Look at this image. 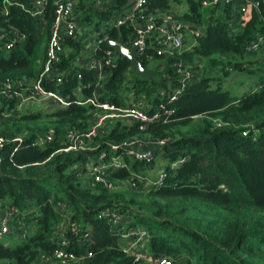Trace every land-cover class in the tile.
<instances>
[{"label":"trees","instance_id":"16d2710c","mask_svg":"<svg viewBox=\"0 0 264 264\" xmlns=\"http://www.w3.org/2000/svg\"><path fill=\"white\" fill-rule=\"evenodd\" d=\"M33 1L0 0V35L18 41L11 51L0 47V85L6 80L34 83L43 69L55 7L53 0H46L44 15L34 17ZM201 1L148 0L149 12L161 10L191 30V41L176 58L159 57L152 50L148 55L153 61L147 54L139 58L152 79L141 78L128 60L114 54V66L106 67L107 80L97 90L95 75L82 65V41L65 38L55 66L59 74L44 86L69 100V108L19 114L13 111L15 103L0 98V137H23L0 149V222L7 214L15 224L31 229L22 242L6 245L4 239H14L11 232L2 239L0 264H50L46 258L59 250L73 256L65 264H140L125 252L113 224L99 219L106 209L122 216L121 228L147 231L142 250L154 260L264 264V46L259 52L250 50L264 37V0H256L260 8L251 9L243 24L237 21V6L203 9ZM126 4L114 0L96 9L89 0H77L76 15L89 34L121 39L130 48L131 26L102 32L103 23L118 18ZM183 5L181 14L178 8ZM95 49L98 60L110 52L105 42ZM198 59L205 61L202 76L193 71L200 68ZM177 63L195 75L184 88ZM235 72L246 73L251 82L246 89L239 83L237 94L225 87ZM95 92L118 108L141 102L158 120L145 130L140 123L109 121L106 134L94 140L96 148L61 152L67 130L85 132L95 121L94 107L77 104ZM6 111L13 116L3 118ZM50 134L52 141L37 145L38 138ZM133 138L166 143L154 148L151 162L112 150V144ZM117 156L122 165L108 169L105 182H95L94 167ZM154 167L158 176L144 178L145 170ZM66 221L69 228L57 235L59 224ZM63 240L69 242L66 247ZM87 253L92 256L85 257Z\"/></svg>","mask_w":264,"mask_h":264},{"label":"built area","instance_id":"2783aa9c","mask_svg":"<svg viewBox=\"0 0 264 264\" xmlns=\"http://www.w3.org/2000/svg\"><path fill=\"white\" fill-rule=\"evenodd\" d=\"M55 7V23L52 30V36L47 46L45 62L42 71L39 73L37 81L29 83L28 80L11 81L6 80L0 85V98L3 97L8 102L15 103L13 111L17 113H26L29 111H39L42 107L50 105L52 107L69 108L71 102L60 94L48 91L44 86V81L56 79L58 72L55 66L61 61L63 53V40L65 38H73L82 41L84 60L82 65L95 75L96 89L107 80L106 67L112 68L115 63L114 52L110 50L107 57L98 60L94 59L93 52L95 48L105 42L104 38H99L98 33H94V41L86 38L85 34H89L87 29H82L78 17L76 15L77 0H53ZM96 9H102L114 0H89ZM126 6L121 8L122 14L113 21H107L102 25V32L106 31V27H122L129 25L134 29V34L130 38V49H136L139 57L147 56L149 62L154 60L153 55H148L152 50L159 57L176 58L180 51L184 48L186 42V24L181 20L174 18L172 15L162 13L161 10L155 12L148 11V0H125ZM46 0L33 1V16L42 17L44 15V6ZM237 6L239 15L238 22H244L251 9L258 10L260 4L256 0H202L203 9L214 8L217 6ZM264 24V21H263ZM16 42L6 41L3 35H0V47H4L7 51H11ZM85 43L87 47L85 48ZM264 46V37H258L256 42L252 44L250 50L259 52ZM85 59V57H87ZM179 76L182 78V88L191 82L195 75L185 66L184 63H177ZM59 79V78H58ZM82 79V76H79ZM61 80V79H59ZM91 86H89L90 88ZM81 106H92L97 110L95 121L88 131L79 132L77 130H67L65 138L66 147L61 151L69 152H87L94 147V140L99 135L104 136L106 124L110 121L121 120L129 123H140L141 129L145 130L147 126L158 120V115H149L145 111L144 105L139 102L137 105L118 108L108 102L101 101L97 93L77 101ZM13 112H5L3 118H10ZM1 120V118H0ZM23 140L21 136H13L9 141L0 137V149L6 143H18ZM53 140L52 134L37 139V145L44 147L48 142ZM166 141L154 142L151 139L133 138L112 144L114 151L124 150L129 157L139 162H151L155 158L154 148L164 146ZM122 165L121 157H114L112 161L100 163L94 167L93 177L95 182L103 183V174L110 168H118ZM164 176L161 175L156 182L161 185ZM153 184V183H151ZM150 184V185H151ZM110 190L115 188L114 184L108 183ZM99 219H108L113 224V231L119 236L124 250L130 256L138 260L140 264H173V260L168 257L152 259L147 257L142 250L145 246V240L148 233L144 229L138 230L134 228H121L123 218L115 209H106L99 215ZM10 216L4 218L0 222V243L2 239L11 232ZM74 229L73 231H75ZM69 242L62 241L63 247ZM91 253H87L85 257L90 258ZM73 259L72 255L59 250L52 257H47L46 262L53 264L58 261L65 264L66 260Z\"/></svg>","mask_w":264,"mask_h":264},{"label":"rangeland","instance_id":"374dc122","mask_svg":"<svg viewBox=\"0 0 264 264\" xmlns=\"http://www.w3.org/2000/svg\"><path fill=\"white\" fill-rule=\"evenodd\" d=\"M186 10V5H183V7H179L178 8V12L179 13H183V11ZM94 34H85V37L86 38H90L91 41H94ZM191 30L189 31V25L186 24V42L184 44V48H186V46L188 45V42L191 41ZM87 44L88 43H85V48L87 47ZM87 57H85V59H87ZM197 64L200 66L199 69L197 70H193V71H198L196 72L197 74H199L200 76L203 75V71H204V67L205 66V61L203 60H197ZM188 67L189 68H192V64H188ZM244 83L245 86H244V89H246L249 84L251 83L250 82V79L248 78V75L246 73H234L232 78L230 79V82H226L225 84V87L228 88L233 94H237L236 92L240 91L242 86L239 85V83ZM242 92V91H241ZM39 110H46V111H51L53 110L52 106L50 105H46L44 107H42L41 109ZM145 138H143L144 140ZM96 145L94 144V147ZM160 164L158 163V166ZM145 172H147V175L145 176L144 175V178H150V179H155L157 176H158V173H159V168L158 167H154V168H150L147 170H145ZM92 176V175H91ZM148 182L147 180H144L142 181V184L144 185V187H147V183ZM123 184H126V183H123ZM115 186V185H114ZM127 186L126 185H121V188L122 189H125ZM116 188H114L113 190L115 191ZM7 214H3L2 216V219L4 218H7ZM65 216H63V214L60 216V220H64ZM62 218V219H61ZM10 223H13L12 224V229H11V236L14 237L13 241L10 242V241H7V240H3V242L6 244V245H12V244H15L16 241H19V242H22L23 241V238H24V235L26 234H29L30 233V230L29 228H25V227H22V225H18V224H15V221H13L12 218H10ZM69 228V223H67V221L64 223H60L59 226H58V229H57V235L60 234V231L63 233L66 229Z\"/></svg>","mask_w":264,"mask_h":264},{"label":"water","instance_id":"95a60500","mask_svg":"<svg viewBox=\"0 0 264 264\" xmlns=\"http://www.w3.org/2000/svg\"><path fill=\"white\" fill-rule=\"evenodd\" d=\"M109 50L119 55L122 59H126L131 64V71L136 73L138 76L144 79H152L153 74L150 70L145 69L139 60L136 49H130L124 45L121 39H114L108 37L105 40Z\"/></svg>","mask_w":264,"mask_h":264}]
</instances>
